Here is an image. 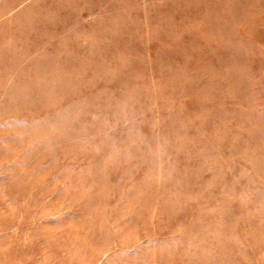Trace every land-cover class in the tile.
<instances>
[{"label": "rangeland", "instance_id": "obj_1", "mask_svg": "<svg viewBox=\"0 0 264 264\" xmlns=\"http://www.w3.org/2000/svg\"><path fill=\"white\" fill-rule=\"evenodd\" d=\"M0 264H264V0H0Z\"/></svg>", "mask_w": 264, "mask_h": 264}]
</instances>
